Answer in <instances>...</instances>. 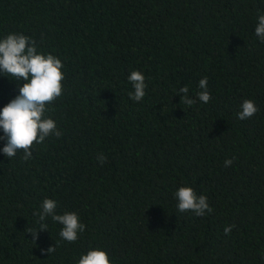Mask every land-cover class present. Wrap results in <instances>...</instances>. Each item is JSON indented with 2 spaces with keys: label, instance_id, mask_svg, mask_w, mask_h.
I'll use <instances>...</instances> for the list:
<instances>
[{
  "label": "trees",
  "instance_id": "obj_1",
  "mask_svg": "<svg viewBox=\"0 0 264 264\" xmlns=\"http://www.w3.org/2000/svg\"><path fill=\"white\" fill-rule=\"evenodd\" d=\"M262 14L264 0H0V39L22 33L65 65L46 113L63 135L26 161L0 139V264H77L96 248L112 264H264ZM132 71L148 85L139 102ZM204 77L208 103L196 95ZM10 79L0 73V111L25 83ZM246 99L258 112L240 120ZM182 186L213 211L178 212ZM46 198L79 214L75 242L51 216L32 241Z\"/></svg>",
  "mask_w": 264,
  "mask_h": 264
},
{
  "label": "clouds",
  "instance_id": "obj_2",
  "mask_svg": "<svg viewBox=\"0 0 264 264\" xmlns=\"http://www.w3.org/2000/svg\"><path fill=\"white\" fill-rule=\"evenodd\" d=\"M255 35L264 43V14L258 16V24L255 28ZM64 63L57 56L38 51L36 41L22 33H10L0 39V73L6 77H13L10 80H23L25 83L19 88V95L12 99L0 111V129L4 132L6 143L3 153L7 158L17 156L18 151L23 153L22 159L32 158V146L34 143H44L50 135L60 137L63 133L58 130L56 122L46 116L49 111L48 105L63 93L62 81L65 73L62 69ZM134 91L129 95L133 101L139 102L146 95V77L140 71H132L128 76ZM199 87L203 90L198 92L197 98L203 103L211 100L208 91V78L204 77L199 81ZM182 94L181 103L191 106L196 101L188 96L187 86L179 89ZM258 112V107L254 101L246 99L241 104V110L237 113L240 120L251 118ZM22 150V151H21ZM106 157L101 153L97 160L100 163L106 161ZM233 161H225V167L231 166ZM177 199V211L180 213L191 210L196 216H204L213 211L205 195L198 194L191 186H182L175 193ZM57 201L46 198L41 205L39 229H28L32 234V241L36 243L39 233L47 231V217L62 228L59 236L68 242H75L80 233L86 229V225L80 221L76 212H65L57 214ZM235 225H227L224 228L226 235L232 232ZM45 254H52L55 247L43 250ZM77 264H112L109 255L103 249H91L81 256Z\"/></svg>",
  "mask_w": 264,
  "mask_h": 264
}]
</instances>
